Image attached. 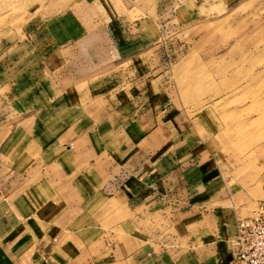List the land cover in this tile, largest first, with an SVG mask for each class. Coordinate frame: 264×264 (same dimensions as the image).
<instances>
[{
  "label": "crops",
  "instance_id": "obj_1",
  "mask_svg": "<svg viewBox=\"0 0 264 264\" xmlns=\"http://www.w3.org/2000/svg\"><path fill=\"white\" fill-rule=\"evenodd\" d=\"M139 1L80 0L0 38V264H231L264 188L179 111L157 52L171 10Z\"/></svg>",
  "mask_w": 264,
  "mask_h": 264
},
{
  "label": "rangeland",
  "instance_id": "obj_2",
  "mask_svg": "<svg viewBox=\"0 0 264 264\" xmlns=\"http://www.w3.org/2000/svg\"><path fill=\"white\" fill-rule=\"evenodd\" d=\"M79 1L0 0V38H19L16 31L28 16L53 14ZM161 2L171 10L164 24L174 22L163 30L157 52L160 67L169 71L179 111L204 140L215 138L220 154L239 159L236 181L264 188V0ZM137 5L153 13L154 0ZM143 13L136 10L133 16ZM261 205L264 198L240 221L252 217ZM112 216L120 223L131 220L147 235L171 229L161 217L138 220L120 208H114ZM14 258L12 251L4 253L1 262Z\"/></svg>",
  "mask_w": 264,
  "mask_h": 264
},
{
  "label": "built area",
  "instance_id": "obj_3",
  "mask_svg": "<svg viewBox=\"0 0 264 264\" xmlns=\"http://www.w3.org/2000/svg\"><path fill=\"white\" fill-rule=\"evenodd\" d=\"M231 264H264V205L238 224Z\"/></svg>",
  "mask_w": 264,
  "mask_h": 264
}]
</instances>
